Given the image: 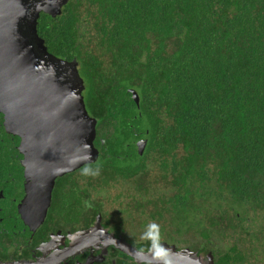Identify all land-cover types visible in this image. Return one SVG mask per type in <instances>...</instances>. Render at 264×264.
<instances>
[{"label": "trees", "instance_id": "trees-1", "mask_svg": "<svg viewBox=\"0 0 264 264\" xmlns=\"http://www.w3.org/2000/svg\"><path fill=\"white\" fill-rule=\"evenodd\" d=\"M38 33L98 121L87 193L119 184L169 243L264 264V0H70ZM19 143L0 114L1 173Z\"/></svg>", "mask_w": 264, "mask_h": 264}, {"label": "water", "instance_id": "water-1", "mask_svg": "<svg viewBox=\"0 0 264 264\" xmlns=\"http://www.w3.org/2000/svg\"><path fill=\"white\" fill-rule=\"evenodd\" d=\"M69 1L0 0V114L6 131L20 140L28 191L25 221L34 228L47 216L56 179L100 157L95 146L98 121L86 107L79 63L52 55L38 33L41 13L61 16ZM130 94L140 107L139 94ZM146 148V140L138 143L140 155ZM161 245L174 264L200 263L186 259L191 256L202 259L190 249ZM116 246L137 264L160 263L151 250L143 253L120 240ZM203 259L214 261L211 253Z\"/></svg>", "mask_w": 264, "mask_h": 264}, {"label": "flooded vegetation", "instance_id": "flooded-vegetation-1", "mask_svg": "<svg viewBox=\"0 0 264 264\" xmlns=\"http://www.w3.org/2000/svg\"><path fill=\"white\" fill-rule=\"evenodd\" d=\"M22 158L14 163L16 171L11 172L6 165L2 169L4 174L0 172V264H137L116 246L119 240L149 253L152 242L143 238L145 222L130 215L126 218L123 210V214L110 211L106 208L109 203L93 199V193H87L86 166L58 177L44 222L37 228L33 222L28 224L24 209L28 191ZM84 232L87 234L82 235ZM163 240L160 236V244L176 246L178 251L190 249ZM190 250L202 258L201 261L192 256L186 258L200 262L195 264H224L215 256L213 263L203 259L209 253Z\"/></svg>", "mask_w": 264, "mask_h": 264}, {"label": "rangeland", "instance_id": "rangeland-1", "mask_svg": "<svg viewBox=\"0 0 264 264\" xmlns=\"http://www.w3.org/2000/svg\"><path fill=\"white\" fill-rule=\"evenodd\" d=\"M84 96H86L85 91H84ZM86 182H87V180H86ZM121 188H122V186L117 184L116 187L114 186L113 188H111V189H109L107 191H99L100 187H98V192L90 190V188H89V191H90V193H93L91 195V197L93 199H97V200H100V201L102 200L105 203H109L106 206V208L108 210L117 211V212L119 211L120 213H122V207H125L126 202H127V198H126V196H120V195L118 196L119 191H120ZM128 206H133V204L130 202L128 204ZM131 212H132V210L129 213H127L128 215L125 216V217L127 218L130 215ZM125 214L126 213H124L123 215H125ZM151 223H156V222H153L150 219L145 221V226H146L145 230H147L148 225L151 224ZM165 224H168V223L166 221H162L160 226L161 225H165ZM135 225H136V222H135ZM166 226H167L166 227L167 231L163 232V238H165L168 235V233H173V230H174L173 226H171V225H166ZM145 230H139V231H145ZM163 241H166V240H163Z\"/></svg>", "mask_w": 264, "mask_h": 264}, {"label": "clouds", "instance_id": "clouds-1", "mask_svg": "<svg viewBox=\"0 0 264 264\" xmlns=\"http://www.w3.org/2000/svg\"><path fill=\"white\" fill-rule=\"evenodd\" d=\"M143 238L150 240L152 242L150 250L152 251L154 258L157 261H159L160 264H171L168 258L169 257L168 250L165 249L159 242L160 241L159 227L156 223H151L148 225Z\"/></svg>", "mask_w": 264, "mask_h": 264}]
</instances>
